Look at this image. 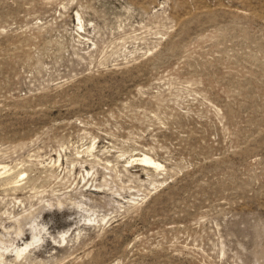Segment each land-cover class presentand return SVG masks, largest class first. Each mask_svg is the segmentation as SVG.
<instances>
[{
  "label": "rangeland",
  "instance_id": "374dc122",
  "mask_svg": "<svg viewBox=\"0 0 264 264\" xmlns=\"http://www.w3.org/2000/svg\"><path fill=\"white\" fill-rule=\"evenodd\" d=\"M0 249L264 264V0H0Z\"/></svg>",
  "mask_w": 264,
  "mask_h": 264
},
{
  "label": "bare ground",
  "instance_id": "6f19581e",
  "mask_svg": "<svg viewBox=\"0 0 264 264\" xmlns=\"http://www.w3.org/2000/svg\"><path fill=\"white\" fill-rule=\"evenodd\" d=\"M140 161H143L144 163H147L148 165H153L155 166L156 168L160 165L158 162L154 161V159L148 157V156H144L143 158L140 159ZM4 166H2L3 168ZM5 177V176H4ZM7 180V179H6ZM35 238V237H34ZM30 243L29 242H24L23 245L21 246H18V247H14V251L15 252V255L17 256H20V252L24 251V250H27L26 248L28 247ZM31 245V244H30ZM1 250V249H0ZM6 250V249H5ZM23 253V252H22ZM21 253V254H22ZM2 255V254H1Z\"/></svg>",
  "mask_w": 264,
  "mask_h": 264
}]
</instances>
